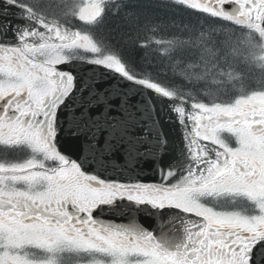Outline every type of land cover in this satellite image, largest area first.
Wrapping results in <instances>:
<instances>
[{
	"label": "snow or ice",
	"instance_id": "obj_1",
	"mask_svg": "<svg viewBox=\"0 0 264 264\" xmlns=\"http://www.w3.org/2000/svg\"><path fill=\"white\" fill-rule=\"evenodd\" d=\"M0 264H264V0H0Z\"/></svg>",
	"mask_w": 264,
	"mask_h": 264
},
{
	"label": "trees",
	"instance_id": "obj_2",
	"mask_svg": "<svg viewBox=\"0 0 264 264\" xmlns=\"http://www.w3.org/2000/svg\"><path fill=\"white\" fill-rule=\"evenodd\" d=\"M108 27L107 23L102 27L101 31H105L106 28Z\"/></svg>",
	"mask_w": 264,
	"mask_h": 264
},
{
	"label": "rangeland",
	"instance_id": "obj_3",
	"mask_svg": "<svg viewBox=\"0 0 264 264\" xmlns=\"http://www.w3.org/2000/svg\"><path fill=\"white\" fill-rule=\"evenodd\" d=\"M89 2H91V0H82V3H84V4H87Z\"/></svg>",
	"mask_w": 264,
	"mask_h": 264
},
{
	"label": "water",
	"instance_id": "obj_4",
	"mask_svg": "<svg viewBox=\"0 0 264 264\" xmlns=\"http://www.w3.org/2000/svg\"><path fill=\"white\" fill-rule=\"evenodd\" d=\"M148 175H151V173H148Z\"/></svg>",
	"mask_w": 264,
	"mask_h": 264
}]
</instances>
